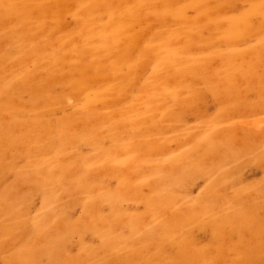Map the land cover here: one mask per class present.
<instances>
[{"label": "rangeland", "instance_id": "374dc122", "mask_svg": "<svg viewBox=\"0 0 264 264\" xmlns=\"http://www.w3.org/2000/svg\"><path fill=\"white\" fill-rule=\"evenodd\" d=\"M263 119L264 0H0V264H264Z\"/></svg>", "mask_w": 264, "mask_h": 264}, {"label": "bare ground", "instance_id": "6f19581e", "mask_svg": "<svg viewBox=\"0 0 264 264\" xmlns=\"http://www.w3.org/2000/svg\"><path fill=\"white\" fill-rule=\"evenodd\" d=\"M23 10V9H22ZM264 120V119H263ZM256 124V123H255Z\"/></svg>", "mask_w": 264, "mask_h": 264}]
</instances>
